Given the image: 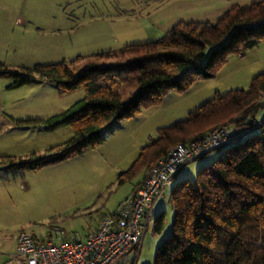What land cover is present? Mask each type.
Wrapping results in <instances>:
<instances>
[{
  "label": "trees",
  "instance_id": "obj_1",
  "mask_svg": "<svg viewBox=\"0 0 264 264\" xmlns=\"http://www.w3.org/2000/svg\"><path fill=\"white\" fill-rule=\"evenodd\" d=\"M262 41L264 0H259L232 7L215 23L179 21L162 37L117 52L15 71L0 63V78L11 80L7 89L47 81L60 93L84 90L82 99L48 119H12L17 125L43 124L46 130L70 126L71 140L28 160L0 159V167L35 171L81 155L102 144L106 134L142 108L159 106L169 92H186L196 81L214 78L230 55L244 56ZM228 120L233 138L195 158L220 151L192 180L181 177L171 189V233L159 243L153 264H264L263 73L252 78L248 90L216 93L185 120L158 128L156 138L140 149L119 184L137 173L144 179L173 147L197 141L215 127L228 129ZM163 224L161 211L154 218L155 234ZM139 247L126 264H135Z\"/></svg>",
  "mask_w": 264,
  "mask_h": 264
},
{
  "label": "rangeland",
  "instance_id": "obj_2",
  "mask_svg": "<svg viewBox=\"0 0 264 264\" xmlns=\"http://www.w3.org/2000/svg\"><path fill=\"white\" fill-rule=\"evenodd\" d=\"M257 1L0 0V63L15 71L117 52L126 45L158 39L179 21L215 23L232 7ZM260 73L264 74V41L244 56L230 55L214 78L196 81L186 92H169L159 106L142 108L106 134L102 144L81 155L35 171L1 170L0 264L15 252L22 231L39 240H57L59 231L82 238L92 230L99 213L112 214L130 198L142 174L122 184L119 179L140 149L156 138L158 128L185 120L216 93L248 90L252 78ZM10 83L0 78V159L28 160L71 140L70 126L46 130L43 124L17 125L12 119H48L82 99L83 88L60 93L43 81L7 89ZM224 124L233 135L229 120ZM219 152L189 162L177 179L192 180ZM175 183L157 198L144 221L135 264H153L159 243L171 233L173 210L168 194ZM161 211L163 228L155 234L154 218Z\"/></svg>",
  "mask_w": 264,
  "mask_h": 264
},
{
  "label": "built area",
  "instance_id": "obj_3",
  "mask_svg": "<svg viewBox=\"0 0 264 264\" xmlns=\"http://www.w3.org/2000/svg\"><path fill=\"white\" fill-rule=\"evenodd\" d=\"M232 138L231 132L221 126L197 141L176 145L147 172L136 193L115 213L100 216L94 231L82 238L59 231L57 240H39L22 231L6 264H126L140 246L143 223L152 203L172 176Z\"/></svg>",
  "mask_w": 264,
  "mask_h": 264
},
{
  "label": "crops",
  "instance_id": "obj_4",
  "mask_svg": "<svg viewBox=\"0 0 264 264\" xmlns=\"http://www.w3.org/2000/svg\"><path fill=\"white\" fill-rule=\"evenodd\" d=\"M186 168V167H185ZM184 168V169H185ZM1 170H4V171H7L6 169H4L3 167H0V171ZM183 170V169H182ZM182 170L176 175V176H174L172 179H171V182L159 193V195L155 198V200H154V202L152 203V205L155 203V201L157 200V198L158 197H160L163 193H164V190L165 189H167V188H169L171 185H172V183H173V181H177L178 179H177V176L182 172ZM5 177V176H4ZM1 178H2V176H1ZM142 181H143V175H142V177H141V179H140V181H138V183L135 185V186H139V185H141V183H142ZM133 191V190H132ZM131 194H132V192H131ZM169 194H170V192H169ZM168 194V195H169ZM131 196V195H130ZM152 205H151V208H152ZM151 208L149 209V212L147 213V216H146V221L148 220V218H149V213H150V210H151ZM90 211H96V208H92ZM116 212V211H115ZM114 212V213H115ZM88 213H91V212H88ZM103 214H105V213H99L98 214V219L100 218V216L101 215H103ZM98 219H97V221H96V223H95V225H94V227L92 228V230H90L89 232H92V231H94L95 230V228H96V225H97V222H98ZM15 248H16V246H15ZM7 263V260L3 263V264H6Z\"/></svg>",
  "mask_w": 264,
  "mask_h": 264
}]
</instances>
